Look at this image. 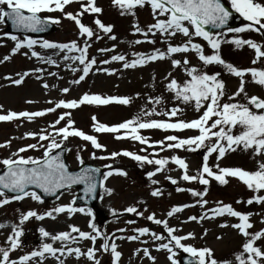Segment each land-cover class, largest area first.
I'll use <instances>...</instances> for the list:
<instances>
[{"label":"snow or ice","instance_id":"snow-or-ice-1","mask_svg":"<svg viewBox=\"0 0 264 264\" xmlns=\"http://www.w3.org/2000/svg\"><path fill=\"white\" fill-rule=\"evenodd\" d=\"M230 9L222 0H112V4L120 9V15L136 16V9L150 7L154 22L141 27L138 22H133V35L139 34L143 39H137L129 42L132 44L149 43L155 45L157 40L155 37L159 34L160 43L166 45V50L155 48L150 54L133 53V59L129 60L124 54H113L110 59L100 61L101 64H110L112 62H121L123 69H136L138 67L147 66L150 63L169 61L173 70H182L184 74L183 80H178L169 71L165 76V91L172 94L171 99L178 101L179 104L191 106L198 118L192 120H184L179 117L184 113V108L174 106L168 110L157 109L162 106L164 98L162 96L148 97L147 103L151 108H142L141 111L133 118L125 120L113 126H107L98 123L96 117L93 116L92 128L96 133H112L115 134L116 140L130 139L137 141L141 145L142 152H147L149 148L159 149L161 152L166 150L183 149L189 152H196L203 148L205 154L202 158L200 169L195 175L189 173V165L185 159L173 155L170 160L167 157L150 158L149 155H139L134 152L122 150L112 152L107 156H97L95 152L91 154L92 159L113 160L123 156L137 162L141 167L144 165H154L155 170L147 172V178L153 185L158 181L153 179L157 173L167 170L166 166L171 162L182 170L181 180L186 182H198L203 185L202 191L195 189H185L177 187V192H189L192 197H196L195 204H184L180 206H172L167 212V217L172 218L177 213H181L184 209L199 205L202 209L209 203L205 199L209 191L210 181H216L220 186L229 183V178H235L243 183L248 190L256 193V195L246 201L237 200L236 203H246L247 205L257 204L264 205V98L257 95H249L246 90V84L249 82L246 76L251 77V82L264 87V68L249 67L240 68L233 63L226 61L222 57V45L229 44L233 46V50H242L245 46L254 51V58L251 60L252 65L264 64V44L243 38L240 34L255 32L264 37V2L261 0H228ZM73 3L79 4V10L75 12L66 11V8ZM103 9L97 6L96 0H0V24L7 21L18 31L38 33L46 30L48 25H59L62 19L74 22L78 29V36L84 38L81 43L72 40L67 43L50 42L48 40L38 41L25 35L22 39L17 35L5 32L3 35L14 42L11 49V55L21 53L22 49H27L21 54L24 56L35 57L43 63L55 65L59 67L57 61L51 56H44L38 53L35 48L53 50V54L59 55L63 53L64 61H71L73 64L78 62V67L68 65L73 73L79 72L78 78L71 83L79 85L85 81L93 67L97 65L95 57L89 58V49L92 47L93 39L101 40L102 32L109 40L115 41L117 37L112 34L114 25H105L99 14ZM233 11L237 13L244 23L240 27H229V20L232 18ZM60 13V17L46 16L42 17V13ZM85 14H96L93 20L95 29L87 26L82 22ZM210 29L216 31H210ZM228 34H233L231 39H227ZM184 39L177 44L171 41L177 36ZM151 37V38H150ZM197 38L206 42L207 48L211 49V54H205V46L201 43L194 42ZM115 45L111 48L98 49L101 53H114ZM69 53H74L69 55ZM189 53H194L200 62L199 66L191 65L188 58ZM176 54H182V59L175 58ZM9 55H5L0 63L8 61ZM211 65H218L224 69L226 74L239 78V87L235 92L229 93L226 88L225 81L221 78V72L217 71L209 74L205 71ZM97 71H103L108 75L115 74V69L99 68ZM37 73L42 72L41 68L34 70ZM18 79L12 80L15 85H20L24 78L29 76V72L22 75L17 74ZM51 76H58L56 72H50ZM155 78V77H153ZM11 79V77H5ZM37 79H41L37 76ZM47 89L49 85L43 84ZM62 93H69L70 89L65 87L61 89ZM139 94H137L138 96ZM31 103V101H29ZM51 103V102H50ZM131 103L130 97L117 96H101L96 94L85 93L82 97L72 100H59L54 107H49L42 111L35 112H12L0 115V122H12L23 118L32 122L35 118L44 117L48 113H55L57 109H62L58 118L49 125L51 131L41 129L39 132H27L23 138H31L36 143L27 144L12 152L8 158L0 159V166H3V173L0 174V207L8 205L13 201H22L30 198L39 204L45 203L41 195L31 188L39 189L44 196H56L61 190H71L74 185H84L85 196H93L97 190V174L100 173L99 168H84L80 172L70 171L68 166L61 159V153L71 151L67 148L65 142L69 138H79L82 141L89 142L93 149L106 151L104 145L100 144L94 135L86 134L84 131L75 128V121L72 119V111L79 109L82 105H123L127 106ZM2 107V106H0ZM163 115L167 120L153 119L154 116ZM175 118V120H173ZM64 122L63 126L61 122ZM239 129L238 134L233 129ZM141 130H160L166 135L162 140L151 141L149 137L141 135ZM185 130L197 132V135L182 138L172 133H182ZM123 133V134H120ZM11 145V139L0 143V148H8ZM42 151L39 158L33 156H24L29 150ZM60 152H56V150ZM244 152L252 151L253 158L261 157L256 160V170L248 171L239 167H221L219 161L226 154L236 152L237 150ZM83 150V149H81ZM55 153V154H54ZM215 163L210 165L209 159L213 154ZM152 156L158 155L153 152ZM77 161L83 165L84 161L80 156V152L76 153ZM104 167L108 171L102 174L99 180V187L107 195L113 194V189L105 186V182L113 175L126 177L127 172L123 169L116 168L112 164H105ZM171 184L176 185L178 181L172 177H166ZM11 194V195H9ZM62 194V193H61ZM152 197L162 195L160 189L151 191ZM78 197L73 196L68 204L54 206L46 211L39 212L37 210H28L21 212L19 223L11 226V233L7 236L5 244L7 247L0 246V264H43L47 256L53 257L57 264H65L68 257H75L80 260L81 257L86 258L91 264H101L97 258V252L108 253L111 256V264H119L122 253L118 251L116 240L138 241L141 237H149L155 245L156 251H165L167 260L170 264H181L176 259L179 252L187 254L188 259L184 264H264V245L257 246V241L264 242V229L256 232L249 231L253 224L250 222L251 212H241L233 208L230 204L217 201L216 206L208 209L199 217L189 216L188 221L200 223L203 220H215L217 217H233L238 219V223L229 224L224 221L219 225L221 228L231 227L238 231L244 237L242 251L234 254V261L224 260L218 261L214 257L212 249L208 247H196L191 244L184 243L189 239H195L193 233L186 235H177L180 229L169 225L168 220L156 218L155 213L146 217L144 212L138 211L135 206H129L124 209L127 213H134L138 217H143L147 221H151L156 225H162L163 232L166 235L150 231L148 227L133 228L132 231L137 235L117 236L113 239L102 232L95 223L89 221L88 227L91 231H83L78 226L69 224L68 231H60L53 235L46 231L43 227L39 228L41 237L49 238L53 243L61 242V247H53V243H42L39 250H33L30 253L21 255L18 259H11L10 253L21 248V237L24 234L22 225L30 219L43 221L46 218L56 220L60 214H67L69 219L76 213L84 214L89 217L93 216L91 209L75 207ZM19 211V210H17ZM115 214V213H113ZM264 223V220L261 221ZM134 224L136 221H127ZM5 224H0V229ZM124 232L126 229H118ZM76 235H73V234ZM114 235V234H113ZM203 235H207L204 230ZM102 240L100 247H96L97 240ZM217 239H221L217 236ZM80 241H90L91 247L86 251H82L80 247H72V244H78ZM111 241V242H110ZM148 244L149 240L142 241ZM143 252V257L148 258L152 264H155V257L151 256L149 248L136 249L134 255ZM47 254V256H46ZM64 257V259H61Z\"/></svg>","mask_w":264,"mask_h":264},{"label":"rangeland","instance_id":"rangeland-1","mask_svg":"<svg viewBox=\"0 0 264 264\" xmlns=\"http://www.w3.org/2000/svg\"><path fill=\"white\" fill-rule=\"evenodd\" d=\"M230 7L228 0H224ZM264 2V0H261ZM97 6L103 9L99 14V19L105 25H114L113 33L117 39L115 41L109 40L107 36L101 32L103 37L99 41L93 39L92 47L89 49V58L95 57L97 59V65L93 67L92 71L86 77L85 81H82L79 85L71 83L74 79L78 78L79 72L73 73L68 65L72 67H78V62L73 64L71 61L63 60V53L59 55L53 54V50L40 49L38 46L35 50L41 55L51 56L52 59L57 61L59 67L55 65H49L41 62L35 57L24 56L21 53L28 51L22 49L21 53L11 55V49L14 47V42L4 37L6 32L5 23L0 24V60L5 55H9L10 59L3 63H0V115L12 112H35L42 111L49 107H54L55 103L59 100H72L79 99L85 93L96 94L101 96H117V97H130L131 103L127 106L123 105H82L79 109L71 110L72 119L75 121V128L84 131L86 134L94 135L98 142L105 146L106 151L93 149L89 142L80 140L79 138H69L65 142L66 147L71 149L68 152V163L72 169L78 168L81 164L76 159V153L79 151L84 164L91 163L94 165L104 167L105 164H112L116 168L123 169L127 172L126 177L113 175L106 182L105 186L113 189L112 195H107L103 192L100 193V200L98 203V209L107 213L109 220L106 223L99 225L100 220L96 218L93 213L92 217L84 214L76 213L71 219L67 217V214H60L56 220L49 218L43 221H37L34 218L25 222L22 225L24 234L21 237V248L15 252L10 253L11 259H18L21 255L30 253L33 250H39L42 243H53L51 239L41 237L39 228L43 227L49 233L55 235L60 231H68V225L73 224L78 226L83 231H91L88 227L89 221L97 225V227L104 233L113 236V239L117 236H129L137 235L132 231L133 228L148 227L150 231L166 235L163 232L162 225H156L151 221H147L143 217H138L134 213H127L124 211L129 206H135L138 211L144 212L146 217L149 214L155 213L156 218L161 220H168L170 226L180 229L176 232L177 235H186L191 232L194 234L195 239H189L184 243L191 244L198 248L208 247L212 249L214 257L218 261H234V254L242 251V244L244 237L238 233L237 230L228 228H221L219 225L224 221L229 224L238 223L237 218L233 217H217L215 220H203L200 223L195 221H188L181 223V221H187L189 216L199 217L208 209L216 206L217 201H222L225 204H230L234 209L247 213L251 212L253 215L250 217V222L253 224L252 229L249 231L256 232L260 229H264V205H247L246 203H236L237 200L246 201L252 196L256 195L252 191L235 178H229V183L225 186H220L216 181H210L209 191L205 199L208 200V204L202 209L199 205L184 209L183 212L175 214L174 217H167V212L172 206H180L184 204H195L196 197H192L189 192H177L176 188L181 187L185 189H195L202 191L204 186L198 182H186L180 179L182 170L178 166L171 162L166 166L167 170L157 173L153 177L157 184L153 185L147 178V172L154 171V165H144L141 167L137 162L128 157H117L115 161L92 159L91 154L96 153L97 156H107L112 152H119L127 150L139 155H149L150 158L158 159L176 155L187 162L189 165V173L195 175L200 169L202 164V158L205 154V149L201 148L196 152H189L183 149L160 151L157 149L149 148L147 152H142V148H146V145H141L137 141L130 139L116 140L115 134L112 133H96L94 132L92 125V117H96L98 123H103L107 126H113L119 124L125 120L133 118L137 115L142 108H151V105L147 103L148 97L162 96L164 103L162 106L158 105L157 109L168 110L174 106L184 108V113L179 117L184 120H192L198 118L199 114L194 111L191 106L179 104L178 101L171 99L172 94L165 91L164 76L172 71L173 76L178 80H183L184 74L182 70L171 68L169 61L150 63L144 67H138L136 69H123L121 62H112L110 64H101L100 61L104 59H110L113 54H124L131 60L133 59V53H146L150 54L154 47L166 50V45L160 43L159 34L155 37L157 43L155 45L149 43L132 44L129 42L137 39H143V36L136 34L133 35L132 24L138 22L141 27L154 22L150 7L146 6L143 9L137 8L136 16L120 15V9L112 4V0H96ZM79 10V4L73 3L66 8V11L77 12ZM60 13H42V17L52 16L60 17ZM239 16V15H238ZM97 18L96 14H85L82 17V22L87 26L93 27V20ZM246 23L243 21V24ZM242 24V25H243ZM58 29L52 35L45 38H33L38 41L48 40L50 42L67 43L72 40H77L81 43L84 38L78 36V29L74 22L67 19H62ZM243 38H249L257 43L264 44V37L259 33L248 32L240 34ZM233 34H228L227 39H231ZM22 39V37H20ZM31 38V37H30ZM151 38V37H150ZM184 38L177 36L171 41L172 44L180 43ZM194 42L201 43L205 46V54H211V49L207 48L206 42L197 38ZM115 45V52L101 53L98 49L111 48ZM222 57L233 63L240 68L258 67L264 68V64L252 65L251 60L254 58V51L245 46L242 50H233V46L229 44L222 45ZM74 53H69L73 55ZM175 58L182 59V54H176ZM188 58L191 61V65L199 66L198 61L194 53H189ZM97 67L103 69H115V74L108 75L103 71H97ZM36 68H41L43 71L40 73L35 72ZM209 74H213L217 71L221 72V78L226 83V88L229 93L235 92L239 87V78L226 74L224 69L218 65H211L205 69ZM24 72H29L30 75L25 77L20 85H15L12 80L18 79L17 74L22 75ZM50 72H56L58 76L49 75ZM40 76L41 79H37ZM5 77H11V79H5ZM155 77V78H153ZM245 79L249 81L246 84V90L249 95H257L264 98V87L258 86L251 82V77L246 76ZM47 83L49 87L45 89L43 84ZM68 87L69 93H62L61 89ZM137 94H139L137 96ZM31 101V103H29ZM51 102V103H50ZM64 110L57 109L55 113H48L44 117L35 118L32 122L20 118L12 122H0V143L11 139V145L8 148H0V159L8 158L12 152H15L18 148L24 147L27 144L36 143L37 141L31 138H23L27 132H39L41 129H47L51 131L49 125L52 124L58 115ZM153 119L167 120L168 118L160 115L154 116ZM175 120V118H173ZM64 122H61L63 126ZM234 133L238 134L239 129H233ZM123 134V133H120ZM141 135H145L150 138L151 141L162 140L166 133L160 130H141ZM182 138L197 135L198 133L192 130H185L182 133H172ZM83 149V150H81ZM42 149L39 151L29 150L26 153H22L24 156H33L39 158L42 156ZM153 152L158 153L156 156H152ZM216 154L214 153L210 159V165L214 164ZM262 159L261 157L253 158L252 151L244 152L237 150L236 152H230L219 161L221 167H239L244 170L254 171L256 170V160ZM3 166H0V170ZM172 177L176 179L178 183L173 185L166 177ZM160 189L162 195L159 197H152L151 191ZM264 194V193H260ZM77 195L76 190H70L65 192L62 197L54 203L39 204L32 201L30 198H25L22 201H13L12 203L0 207V224L6 226L0 229V246L7 247L5 244L7 236L11 233V226L19 223V217L21 212L28 210H37L39 212L46 211L54 206L68 204L73 196ZM19 210V211H17ZM115 213V214H113ZM134 220L136 223L129 224L127 221ZM118 229H126L124 232L117 231ZM207 230V235H203L204 230ZM114 234V235H113ZM73 235H76L75 233ZM220 236L221 239H217ZM149 240L148 244H143L142 241ZM111 242V241H110ZM102 240L98 239L96 247L99 248ZM118 245V251L122 253L119 264H152V262L143 257V252L136 253V249H143L148 247L151 256L155 257V264H170L167 260V253L165 251H156L154 243L149 237H141L138 241L116 240ZM264 245V242L257 241V246ZM72 247H80L82 251H86L88 247H91L90 241H80L78 244H72ZM53 247H61V242L57 241L53 243ZM179 252L176 257L180 259ZM97 258L100 259L101 264H111V256L108 253L97 252ZM47 256V254H46ZM64 259V257H61ZM31 264V262H30ZM43 264H57V261L51 257L43 261ZM65 264H91L86 258L81 257L80 260H76L75 257H68L65 260Z\"/></svg>","mask_w":264,"mask_h":264},{"label":"water","instance_id":"water-1","mask_svg":"<svg viewBox=\"0 0 264 264\" xmlns=\"http://www.w3.org/2000/svg\"><path fill=\"white\" fill-rule=\"evenodd\" d=\"M223 2V0H222ZM241 19L238 18L236 16V14L233 12L232 18L229 20V27H239L240 23H241ZM8 25V32L15 34V35H27V36H36V37H42L45 35H49L50 33H52L55 30V26L54 25H48L46 27V30L43 32H38V33H32V32H24V31H18L17 29H15L12 25L10 21L6 22ZM210 31H216L213 29H210ZM56 152H60V150H57ZM55 154V153H54ZM61 159L64 161V163L68 166L67 164V151L62 152L61 153ZM69 168V166H68ZM84 168H97L94 167L92 165H82L78 170H75L73 172H80L82 169ZM100 169V173L97 174V190L95 192V194L93 196H85L84 194V185H74L73 187H78L79 188V194L80 196L77 198L75 204L79 205V206H84L85 208H90V209H94L96 207L97 201H98V196H99V191H100V187H99V180L102 178V174H103V170L101 168ZM70 170V169H69ZM2 172H0V174H2ZM30 190L33 191H37V193L39 195L42 196V198L44 200H48V201H53L56 198V196H44V194L39 190V189H35V188H31ZM65 191V190H61V192H58L57 195L60 196L61 193ZM11 195V194H10ZM100 216H102V218L105 220V215L102 212H99ZM188 259V257L185 255L182 257V264H184V261Z\"/></svg>","mask_w":264,"mask_h":264}]
</instances>
